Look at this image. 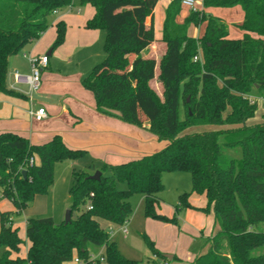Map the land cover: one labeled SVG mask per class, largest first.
<instances>
[{
	"label": "trees",
	"instance_id": "obj_1",
	"mask_svg": "<svg viewBox=\"0 0 264 264\" xmlns=\"http://www.w3.org/2000/svg\"><path fill=\"white\" fill-rule=\"evenodd\" d=\"M83 1L96 11L86 27L106 32V56L82 78L83 87L94 95L100 112L138 127L148 122L147 129L168 143L140 158L104 163L99 180L89 172L74 171L69 223H56L51 216L30 217L24 240L12 222L13 211L0 210V264H65L75 258L80 264H139L121 252L101 225V220L125 224L133 212L134 193L144 195L146 216L164 222L177 223L182 208L214 214L219 230L195 264H264V112L256 117L258 101L253 95L256 90L264 99V0H203L202 8L191 10L182 21V0H171L165 8L166 49L158 73L157 60L142 55L156 40L158 0ZM72 3L0 0V94L21 95L7 85L10 57L38 40L49 28L51 15ZM237 5L244 13L237 24L243 35L234 38L229 25L206 9ZM201 23H205L202 34L190 36L189 27ZM55 26L52 50L65 42L67 33L65 20ZM156 76L162 96L150 84ZM205 124L217 128L179 136L189 127ZM84 153L69 147L60 134L33 144L17 133H0L2 197L22 211L48 192L56 162ZM165 171L191 175V189L179 195L173 216L156 208L165 188ZM192 192L205 194L206 206H193ZM75 210L78 214L73 217ZM144 237L153 254L168 263L146 233ZM26 243L27 252L21 255Z\"/></svg>",
	"mask_w": 264,
	"mask_h": 264
},
{
	"label": "crops",
	"instance_id": "obj_2",
	"mask_svg": "<svg viewBox=\"0 0 264 264\" xmlns=\"http://www.w3.org/2000/svg\"><path fill=\"white\" fill-rule=\"evenodd\" d=\"M170 1L171 0H158L154 10L155 35L157 10L158 8L161 9L160 23L162 29L165 18V8ZM200 3V7L202 8L203 0H200ZM209 9L211 10L212 8H207L206 11ZM95 12V8L92 9L90 7L87 8L84 14H81L79 9L76 13L77 15L68 11L62 13L61 10L57 11L54 13L58 14L56 22L63 19L68 25L72 26L71 29L68 30L67 41L65 40L62 46L56 50L50 49L47 51L48 47H50L56 38V34L53 33L50 35V33H47V35L41 37L34 44L29 53H24L22 57L18 56V54L10 57L7 85L10 89L17 91L21 95L0 94V133H17L28 138L33 144L46 142L55 134H60L64 142L71 148L83 147L82 145H85L84 143L87 142L93 143L96 150V158L103 163L109 164H117L131 159L140 158L144 155L157 152L167 145L168 142L164 144L159 143L160 141H158L159 139L157 136L147 129L149 126L148 122L144 123V127H138L124 122L117 117L100 112L96 108L94 98L92 99L90 95L84 93L78 85H67L74 74L62 75L59 69L53 71L51 67L52 56H54V58L56 57L62 63L71 64L74 60L73 55L76 52L75 46L88 48L100 38L101 33L99 29L86 28L87 21L94 16ZM188 13L189 12L179 16V21H182ZM232 14H234V12ZM211 15L215 16L214 14ZM237 15L239 19L243 20L244 13L239 14L238 11ZM149 19L151 23V17H149ZM190 28L191 27L188 29V34L193 37H198L204 31L203 29V31L199 33H190ZM157 40H162V33L161 36H156V40L147 49H151L148 57H154L157 60L158 73L159 60L165 52L166 44L162 41L163 52L160 55H157L158 50H161L160 45L159 47L157 46ZM28 55H47L49 57V64L42 70L41 85L38 91L35 92L36 94L34 93L33 100H30L27 95L28 85L16 83L14 77L16 71L21 73L31 72ZM157 76L155 77L156 81H158ZM66 79L67 81L60 85V82H63V80ZM161 88L163 90V86H161ZM56 95H58L59 98H55ZM39 107H45L48 112V117L42 121L35 120L30 113L31 110H36ZM161 202H164L162 196H160L159 206ZM189 202L193 206L204 207L207 204V198L205 194L192 192L189 196ZM187 209L192 211L196 210L193 208ZM157 211L161 213L159 210ZM189 212L191 213V211ZM199 217V222L196 227L200 233L207 238L210 247V239L217 233L215 229L216 221L214 214L209 213L206 218L201 215H199ZM209 223H211V225L208 226ZM101 225L109 232L110 230L112 231L110 232V235L113 239L116 230L123 232V225L112 224L105 220H101ZM218 230L219 226L217 231ZM128 233H124V235H127ZM19 235L22 239H26V232L24 236L20 233ZM27 248L28 244L26 243V245L21 248V255L26 254ZM187 248L190 249V245ZM158 249L164 252V255H171V258L167 257L169 259L168 264H195L197 256L206 253L209 248L188 251V253H181L179 247L175 248L172 245ZM162 249H164V251ZM153 255L154 258L159 257L156 254ZM163 262H161V264ZM65 264L75 263L68 262Z\"/></svg>",
	"mask_w": 264,
	"mask_h": 264
},
{
	"label": "rangeland",
	"instance_id": "obj_3",
	"mask_svg": "<svg viewBox=\"0 0 264 264\" xmlns=\"http://www.w3.org/2000/svg\"><path fill=\"white\" fill-rule=\"evenodd\" d=\"M196 1L198 5L201 6L200 0ZM72 2L73 5L63 7L61 9V13L68 11L70 13L76 14L77 11L80 9L81 14H84L88 7L94 9V7L90 3H86L83 0H72ZM190 11V7L183 5L181 15ZM238 11L239 14L243 13V10L240 5L234 7H215L211 10H207L206 12L207 14H214L216 17L221 18L224 22L229 25L231 36L239 37L242 35V31L237 27V24L240 23L242 20L239 19L237 15ZM233 12L234 14H232ZM160 16L161 9L158 8L156 13V36H161L162 33ZM57 17L58 14L51 15L49 19V28L43 33L41 37L47 35V33H50V35L53 33L56 34L55 22L57 20ZM146 23L150 24L149 17L147 18ZM71 27L72 26L67 24V33L65 39L66 41L68 38V30L71 29ZM190 27V33H199L203 31L205 23H201L198 26L191 25ZM99 30L101 36L100 38H98L97 41L94 42L92 46L88 48L75 46L76 52L73 55L74 60L71 64L62 63L56 57H51V67L53 71H57V69H59L62 75L74 74L71 81H69L67 85H78L79 88L84 93L90 95L92 99L94 98V95L83 87L81 81L82 78L90 72L92 67L96 63L101 62L106 56L104 50L106 32L104 29ZM38 40L26 45L20 52L17 53L18 56L22 57L24 53H29L30 49H32V47ZM54 41L50 45V47H48L47 51L52 49ZM156 42L157 46L159 47L160 45L161 47V50H158L157 54L160 55L163 52V42L162 40H157ZM62 45L63 44H61L60 46ZM60 46L56 47L54 50L58 49ZM150 50L151 49H145L142 52V55L148 57ZM66 81L67 79L63 80V82H60V85H62V83ZM150 84L156 90V92L160 96H162V83L159 80L156 81L155 78ZM253 95L254 98L258 101V111L256 113L257 117L264 112V99L260 97V94L256 90ZM55 98H59V96L56 95ZM184 117V108L181 104L180 118L184 119ZM214 128L217 127L207 124L196 125L180 132L179 136H182L185 133L202 132ZM158 141H160L159 143L163 144L168 142L166 140ZM84 144L85 145H82L83 147L77 148L85 150V153L83 155L75 159H64L55 163L54 177L51 185L49 186L48 192L44 195L36 196L33 202L30 203L29 206L24 208L22 211L18 212L13 202L8 198L2 197L0 193V210L13 211L12 222L16 227H18L20 234H22L23 236L25 235L26 222L27 219L30 217L39 218L51 216L56 223H61L65 220L66 211L70 208L72 202V198L70 196V188L74 184L73 172L86 171L90 174H94L104 164L101 160L96 158V150L94 144L88 142ZM163 182L165 188L160 193V196L164 198V202H161L160 206L158 205L156 208L161 213L167 215H174L177 211L176 206L179 203V195L184 191L189 190L191 187V175L189 172L186 171H165L163 173ZM120 187L125 188V185L120 184ZM130 202L132 204L133 212L129 220L125 223L129 233L127 235H124L122 231L116 230L113 236L121 252L126 257L138 260L139 264H161V262H163L162 257L154 258L153 252L145 240V233L154 242L155 247L157 249L172 245L175 248L179 247L181 253H188V251L200 250L201 248H209L207 238L204 237L196 227L197 223L199 222V215L206 218L207 214L205 212L200 210L192 211L189 209L182 208L177 214L178 222L171 223L153 219L145 215V202L143 194L134 193L130 198ZM189 211H191V213ZM77 214L78 211L75 210L73 213V217L77 216ZM209 225H211V223H209L208 226ZM215 229L217 232V223H215ZM110 232L112 231L110 230ZM189 245L190 249L187 248ZM162 250L164 251V249ZM160 252L164 253L162 251Z\"/></svg>",
	"mask_w": 264,
	"mask_h": 264
},
{
	"label": "built area",
	"instance_id": "obj_4",
	"mask_svg": "<svg viewBox=\"0 0 264 264\" xmlns=\"http://www.w3.org/2000/svg\"><path fill=\"white\" fill-rule=\"evenodd\" d=\"M182 4L190 7L191 10L193 11H196L201 8L198 5L196 0H182ZM28 59L31 65V72L23 74L19 71H16L14 73V77H15L16 83L28 85L27 95L30 100H33L34 93L38 91L41 85L42 70L45 67H47L49 64V57L47 55H41V56L28 55ZM195 59H197V57H195ZM30 113L33 116V118L37 121H42L48 117V112L45 107H39L36 110H31ZM33 163H35V158L31 157L30 164H33ZM91 196H94V193H91ZM88 207L92 208L91 205H89ZM122 230L125 234L128 233V229L125 226V224H123ZM92 259H96V256H92ZM101 259L103 258L101 257ZM74 263L80 264L79 259L75 258ZM162 264H168V263L164 261Z\"/></svg>",
	"mask_w": 264,
	"mask_h": 264
},
{
	"label": "water",
	"instance_id": "obj_5",
	"mask_svg": "<svg viewBox=\"0 0 264 264\" xmlns=\"http://www.w3.org/2000/svg\"><path fill=\"white\" fill-rule=\"evenodd\" d=\"M26 174H27L26 170H23V175L26 176ZM101 174H102L101 170H97L94 174H91L90 177H91L92 179L99 180V179L101 178ZM71 220H72V211H71V209L69 208V209L66 211V215H65V220H64V222H65V223H69V222H71ZM165 256L171 258V255H169V254H166Z\"/></svg>",
	"mask_w": 264,
	"mask_h": 264
}]
</instances>
